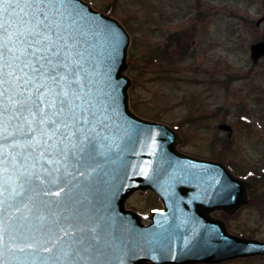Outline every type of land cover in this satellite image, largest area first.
<instances>
[{
    "label": "water",
    "instance_id": "1",
    "mask_svg": "<svg viewBox=\"0 0 264 264\" xmlns=\"http://www.w3.org/2000/svg\"><path fill=\"white\" fill-rule=\"evenodd\" d=\"M30 3L0 0V264H218L264 254V242L211 216L248 204L246 183L220 162L180 153L170 126L132 113L129 35L83 0L40 5L45 43L72 70L41 90L65 101L58 125L31 114L30 70L20 71L36 24ZM263 55L264 43L254 45L253 57ZM140 189L165 204L148 227L125 207Z\"/></svg>",
    "mask_w": 264,
    "mask_h": 264
},
{
    "label": "rangeland",
    "instance_id": "2",
    "mask_svg": "<svg viewBox=\"0 0 264 264\" xmlns=\"http://www.w3.org/2000/svg\"><path fill=\"white\" fill-rule=\"evenodd\" d=\"M86 1L123 22L131 35L127 73L135 113L171 125L183 136L180 151L190 156L222 161L245 178L263 169L264 57L255 63L250 51L264 40V0ZM170 35L190 44L182 61H163ZM245 114L254 116L250 126L240 121ZM223 124L233 127L232 137L219 130ZM160 206L143 192L129 200L145 221ZM228 225L233 233L264 240V201H251Z\"/></svg>",
    "mask_w": 264,
    "mask_h": 264
},
{
    "label": "snow or ice",
    "instance_id": "3",
    "mask_svg": "<svg viewBox=\"0 0 264 264\" xmlns=\"http://www.w3.org/2000/svg\"><path fill=\"white\" fill-rule=\"evenodd\" d=\"M44 3V0H31L30 7L35 9L33 13V19L36 20L35 27L27 30V36L23 43L26 45L25 52L27 54V59L23 62V66L20 71L23 72L24 69H29L30 73H25L28 79L25 81L26 84L33 85L32 91L35 93V99H33L32 94L29 95L28 101L31 104V108L35 109L31 114L39 117V122L41 124L58 125V121L53 119V117H59L64 113L65 101L59 99L57 104V99L45 100L44 95L41 90L46 87L45 79L51 80L52 83H57L63 79L67 78V75L71 73V66L67 62H62L60 60V52L54 51L53 47L47 45L45 42L48 40V36L39 30L40 25L43 21L36 19L38 16L47 17L46 12L40 6ZM46 26V25H45ZM2 55V53H0ZM65 69L64 75H61V69ZM17 79H20L17 77ZM51 91V89H49ZM59 93L56 94L59 97ZM66 95V93H65ZM16 101L22 107L24 103ZM44 105L45 107H41ZM45 108H57L51 115L45 111ZM75 118V117H73Z\"/></svg>",
    "mask_w": 264,
    "mask_h": 264
}]
</instances>
